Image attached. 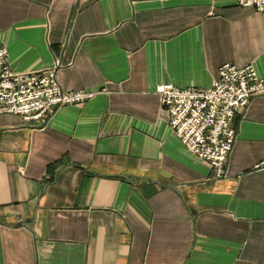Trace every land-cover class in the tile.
Wrapping results in <instances>:
<instances>
[{
	"label": "crops",
	"instance_id": "1",
	"mask_svg": "<svg viewBox=\"0 0 264 264\" xmlns=\"http://www.w3.org/2000/svg\"><path fill=\"white\" fill-rule=\"evenodd\" d=\"M15 72L94 92L44 122L0 115V264H264V94L224 176L172 134L155 92L264 78V12L236 0H0Z\"/></svg>",
	"mask_w": 264,
	"mask_h": 264
},
{
	"label": "built area",
	"instance_id": "2",
	"mask_svg": "<svg viewBox=\"0 0 264 264\" xmlns=\"http://www.w3.org/2000/svg\"><path fill=\"white\" fill-rule=\"evenodd\" d=\"M238 5L264 12V0H236ZM208 88L158 85L155 92L167 113L173 135L194 156L211 164L216 177L224 176L227 160L237 140L235 121L252 96L264 94V78L253 64L226 62ZM94 92L66 91L56 78V68L15 72L8 64L6 47H0V115L21 116L26 122H44L56 109L91 99ZM264 168V159L257 164Z\"/></svg>",
	"mask_w": 264,
	"mask_h": 264
}]
</instances>
